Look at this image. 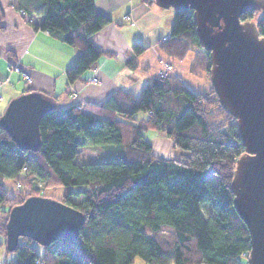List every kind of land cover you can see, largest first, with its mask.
I'll use <instances>...</instances> for the list:
<instances>
[{
	"label": "trees",
	"instance_id": "obj_1",
	"mask_svg": "<svg viewBox=\"0 0 264 264\" xmlns=\"http://www.w3.org/2000/svg\"><path fill=\"white\" fill-rule=\"evenodd\" d=\"M14 1L24 16L42 17L34 30L78 49L65 71L69 83L101 56L90 38L109 20L95 11L93 0ZM240 20L254 21L264 38L262 12L242 14ZM158 47L175 60L193 47L202 49L191 11H174L169 38L158 41ZM144 49L132 45L136 55ZM209 68L208 52L194 55L192 73L209 78ZM42 95L55 103V97ZM39 131L40 145L30 152L0 129V248L12 256L2 262L133 264L139 257L145 264H247L249 234L230 192L235 160L244 147L234 118L212 87L194 93L178 76H158L137 97L116 91L100 105H52ZM147 131L163 134L182 155L155 157L143 135ZM84 147L106 149L110 159L79 162ZM209 173L216 185L207 179ZM6 180L21 188L8 193ZM37 183L63 188L58 201L82 212L84 224L75 241L41 247L20 238L9 253V210L29 196H43Z\"/></svg>",
	"mask_w": 264,
	"mask_h": 264
},
{
	"label": "water",
	"instance_id": "obj_2",
	"mask_svg": "<svg viewBox=\"0 0 264 264\" xmlns=\"http://www.w3.org/2000/svg\"><path fill=\"white\" fill-rule=\"evenodd\" d=\"M162 9L191 11L199 46L209 54V80L220 105L234 118L244 152L230 183L234 209L249 234L247 264H264V38L245 13L264 14V0H153ZM52 102L38 92L10 100L0 115L4 130L21 150L40 145L39 123ZM85 218L56 199L29 196L8 213L5 248L20 238L41 247L75 241Z\"/></svg>",
	"mask_w": 264,
	"mask_h": 264
},
{
	"label": "crops",
	"instance_id": "obj_3",
	"mask_svg": "<svg viewBox=\"0 0 264 264\" xmlns=\"http://www.w3.org/2000/svg\"><path fill=\"white\" fill-rule=\"evenodd\" d=\"M93 1L95 11L109 20L90 38L101 56L76 81L69 83L65 71L76 59L78 49L47 32L34 30L33 25L42 21L41 16H24L16 10L14 0H0V87L10 83L13 90L7 102L33 91L55 97L54 107L100 105L116 91L137 97L150 79L160 76L167 64L172 68L166 74L178 76L174 59L158 47V41L170 34L173 10L159 8L153 0ZM134 44L145 49L136 55L132 50ZM128 61L133 66L128 65ZM14 63L29 76L28 81L11 70ZM14 76L24 85L11 83ZM0 96L1 101L4 95ZM143 135L153 155L166 159L182 155L166 137L153 131Z\"/></svg>",
	"mask_w": 264,
	"mask_h": 264
},
{
	"label": "rangeland",
	"instance_id": "obj_4",
	"mask_svg": "<svg viewBox=\"0 0 264 264\" xmlns=\"http://www.w3.org/2000/svg\"><path fill=\"white\" fill-rule=\"evenodd\" d=\"M164 12H168V10L167 11L164 10ZM173 12L171 14H173ZM202 52H204V50L197 48V47H193L192 51L190 53H188L184 59H182V60H175L174 59V61H173V65H174V68L177 72L178 77L194 93H204V92L209 91L211 88L210 80H209V78L206 77V75L204 73L197 72L199 74H196V73H192L190 70V64L193 60L194 55L195 54H202ZM167 65L171 66V64H167ZM171 68H172V66H171ZM11 83H13L14 85H16V83H18L19 86L24 85V82L22 80H17V77H15L14 81L11 80ZM11 87H12V84H10V83H7L3 87H0V94L4 95V98L0 101V108H1L0 111L3 109L5 110V108L7 106L6 104H8V102H7L8 96L11 95V93L13 92ZM4 110H3V112H4ZM157 134L163 136V134H160V133H157ZM106 152H107L106 149H102V148H98V147L97 148L84 147V148H81L79 150L78 161L79 162H96V161H102L104 159H110V158H108L109 156H107L109 154L106 155ZM155 157H157V156H155ZM157 158H160V157H157ZM206 177L212 184H214V185L217 184V178L214 174L209 173V174H207ZM4 185H5L7 192L10 194H12L14 191L21 188L18 186V184H15V182L11 181V180L4 181ZM36 187L39 189V191H40L39 193H41L44 197H49V198L56 199V200L60 199V196L64 191L63 188L44 187L42 183H37ZM10 257H12V256L7 255L4 252V249L0 248V264H6L5 262H2V261L4 259H9ZM133 264H145V263L143 262V260L141 258L136 257L134 259Z\"/></svg>",
	"mask_w": 264,
	"mask_h": 264
},
{
	"label": "built area",
	"instance_id": "obj_5",
	"mask_svg": "<svg viewBox=\"0 0 264 264\" xmlns=\"http://www.w3.org/2000/svg\"><path fill=\"white\" fill-rule=\"evenodd\" d=\"M168 38H169V35L163 37L162 40H167ZM170 69H171V66L170 65H166L165 66V69L163 70V72L160 73V77L165 76L166 75V72L168 70H170ZM11 70L13 72L19 73L21 75V77H22L23 80H25V81H28L29 80V76L27 74L23 73L20 70V67H19L18 63H14V65H11ZM93 82H97V81L96 80H93ZM0 99H1V96H0Z\"/></svg>",
	"mask_w": 264,
	"mask_h": 264
}]
</instances>
